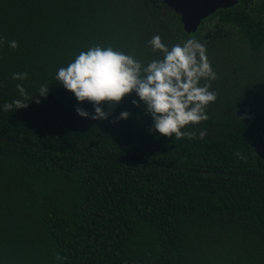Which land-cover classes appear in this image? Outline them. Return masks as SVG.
Returning a JSON list of instances; mask_svg holds the SVG:
<instances>
[{
    "label": "trees",
    "instance_id": "16d2710c",
    "mask_svg": "<svg viewBox=\"0 0 264 264\" xmlns=\"http://www.w3.org/2000/svg\"><path fill=\"white\" fill-rule=\"evenodd\" d=\"M154 35L199 40L217 73L193 137L149 133L135 93L106 120L78 116L92 105L56 70L95 45L146 63ZM0 37V106L24 107H0V264H264V0L193 34L161 0H0Z\"/></svg>",
    "mask_w": 264,
    "mask_h": 264
},
{
    "label": "clouds",
    "instance_id": "9594fccd",
    "mask_svg": "<svg viewBox=\"0 0 264 264\" xmlns=\"http://www.w3.org/2000/svg\"><path fill=\"white\" fill-rule=\"evenodd\" d=\"M8 43L13 49L18 47L14 40ZM148 44L159 57L146 63L112 46H90L66 66L59 67L54 79L74 94L78 103L92 105L91 113L83 107L75 109L82 118L106 120L125 97L135 93L138 99H132L131 103L136 107L144 105L152 121L149 133L191 139L194 134L182 129L207 121V108L218 99L217 92L211 90L210 82L218 77L208 58L207 47L195 38L169 46L159 35H154ZM27 78V72L12 73L13 80ZM16 89L21 97L27 98L23 84L18 83ZM38 91L37 96L46 97L49 87L41 85ZM21 104V100L14 99L0 107L24 108ZM105 104L107 111L103 110ZM130 115L128 111H121L112 122L127 120ZM206 135V130L199 132L200 139Z\"/></svg>",
    "mask_w": 264,
    "mask_h": 264
},
{
    "label": "water",
    "instance_id": "95a60500",
    "mask_svg": "<svg viewBox=\"0 0 264 264\" xmlns=\"http://www.w3.org/2000/svg\"><path fill=\"white\" fill-rule=\"evenodd\" d=\"M163 4L179 15L186 33H195L201 22L218 9H226L239 0H161Z\"/></svg>",
    "mask_w": 264,
    "mask_h": 264
},
{
    "label": "rangeland",
    "instance_id": "374dc122",
    "mask_svg": "<svg viewBox=\"0 0 264 264\" xmlns=\"http://www.w3.org/2000/svg\"><path fill=\"white\" fill-rule=\"evenodd\" d=\"M255 57V56H254ZM257 57H255V58H253L254 59V61H255V59H256Z\"/></svg>",
    "mask_w": 264,
    "mask_h": 264
},
{
    "label": "flooded vegetation",
    "instance_id": "af4514ba",
    "mask_svg": "<svg viewBox=\"0 0 264 264\" xmlns=\"http://www.w3.org/2000/svg\"><path fill=\"white\" fill-rule=\"evenodd\" d=\"M162 2V1H161ZM163 3V2H162Z\"/></svg>",
    "mask_w": 264,
    "mask_h": 264
}]
</instances>
